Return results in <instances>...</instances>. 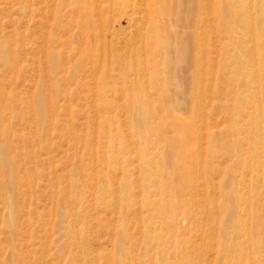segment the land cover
Masks as SVG:
<instances>
[{"label":"rangeland","instance_id":"obj_1","mask_svg":"<svg viewBox=\"0 0 264 264\" xmlns=\"http://www.w3.org/2000/svg\"><path fill=\"white\" fill-rule=\"evenodd\" d=\"M0 264H264V0H0Z\"/></svg>","mask_w":264,"mask_h":264},{"label":"bare ground","instance_id":"obj_2","mask_svg":"<svg viewBox=\"0 0 264 264\" xmlns=\"http://www.w3.org/2000/svg\"><path fill=\"white\" fill-rule=\"evenodd\" d=\"M163 3H164V2H163ZM208 3H209V2H208ZM197 7H198V5H197ZM202 7H203V5H200V6L197 8L199 14L206 13L207 15H209V14H213V13H214L213 11H211V12H209V11H207V10H206L207 12H206V11H203V8H202ZM210 7H211V6H210ZM169 9H170V10H169ZM171 9H172V8H169V7H168V10L166 9V10H167L166 12H171ZM190 10H191V9H190ZM209 10H210V9H209ZM166 14H168V13H166ZM169 14H170V13H169ZM169 14H168V15H169ZM199 17H200V16H199ZM188 19H190V18H188ZM188 19H187V20H188ZM128 20L130 21V20H132V18L130 17ZM197 20H198V19H197ZM197 22H198V21H197ZM202 22H204V20H202ZM197 24H198V23H197ZM201 25H203V24H201ZM198 28H199V26H198ZM201 28H203V27H201ZM202 46H203V43H202V41H199V40H198V42H196V44H195V48H197L198 51H200V53H201V52L203 51V49H204ZM194 50H195V49H194ZM195 53H197V50H196ZM200 53H197L196 55L198 56V54H200ZM197 56H194V57L197 58ZM255 57H256V56H255ZM179 58H180V57H179ZM258 59H259V58L257 57V60H258ZM199 60H200V59H199ZM170 61H171V60H170ZM175 61H176V60H175ZM196 61H197V60H196ZM172 64H173V63H172ZM172 64H171V65H172ZM175 64H176V63H175ZM194 66H195V71H198V72H199V71L203 70V65H201L200 63H199V64H196V65H194ZM192 67H193V66H192Z\"/></svg>","mask_w":264,"mask_h":264}]
</instances>
